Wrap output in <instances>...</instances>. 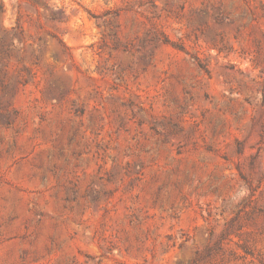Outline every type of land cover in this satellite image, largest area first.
<instances>
[{"label":"rangeland","instance_id":"rangeland-1","mask_svg":"<svg viewBox=\"0 0 264 264\" xmlns=\"http://www.w3.org/2000/svg\"><path fill=\"white\" fill-rule=\"evenodd\" d=\"M0 264H264V0H0Z\"/></svg>","mask_w":264,"mask_h":264}]
</instances>
